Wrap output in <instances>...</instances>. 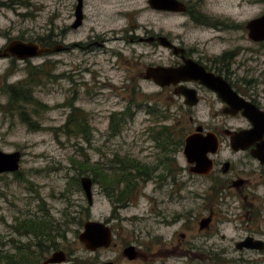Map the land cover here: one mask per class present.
Wrapping results in <instances>:
<instances>
[{
	"label": "rangeland",
	"instance_id": "obj_1",
	"mask_svg": "<svg viewBox=\"0 0 264 264\" xmlns=\"http://www.w3.org/2000/svg\"><path fill=\"white\" fill-rule=\"evenodd\" d=\"M70 1L75 3V0ZM91 1L98 4L103 0ZM118 1L140 11V14L133 11L123 19L115 14ZM112 4L110 19L109 10L103 6L96 9V12L108 16L97 18L106 28L132 25L135 28L133 35L146 36L145 31L153 35L160 25L165 23L169 26L168 19L176 22L175 17L165 21L143 0H112ZM232 8L229 7L230 10ZM68 9L67 0H0V46L15 38L44 45H48L50 40L55 45L63 41L71 45L75 41L88 40L91 22L78 30L65 29L74 18L71 16L73 11ZM260 13H264V0H246L245 19ZM107 20L109 22L104 24ZM122 34L125 38L122 36L110 42L108 48L113 50L126 45L136 49L131 50L133 57L115 58L106 49L90 51L74 46L67 51L43 54L17 64L9 58L0 59V149L22 152L20 169L0 175V249L11 254L9 259L15 253L22 261V257L34 250L33 245L44 238L43 235L38 238L31 232H25L20 222L45 217L49 221L52 219L57 228L62 224L58 232H52L61 234L57 237L56 246L80 259L81 264H98L117 255L115 249L92 252L79 240V234L88 220H109L117 200L106 190L105 185L109 181L105 178L103 183L98 179L93 167L102 168L109 174L107 170L110 168L120 167L116 163L118 160L133 158L152 162L157 157L150 153L154 151V142L149 139L146 129L149 114L136 103L142 96L136 89L137 84L141 83L149 92L153 89L138 75L145 71L144 64L152 58L146 60L147 55L142 58L138 54L153 52L155 48L153 43L129 41L127 36L131 33L123 31ZM246 43L249 44L248 40ZM150 57L159 60L155 55ZM45 71H49L48 77L43 76L38 84L29 85L33 103L8 106V86ZM7 75L9 83L6 84L4 79ZM131 101L136 107L129 104ZM128 106H131L130 110ZM74 108L80 110L74 112L75 116L82 115L84 120L87 115L89 124H86L85 131L76 132L75 126L68 124ZM113 116L116 117L114 128L111 123ZM83 176L93 179L92 204H89L81 184ZM191 190L188 184L176 200L166 192H151L149 188L142 187L127 196L129 207L122 211L129 219L122 223L124 238L127 243L137 244L147 260L140 258L132 263L121 260L120 263L264 264V255L258 253L243 255L232 249L230 254L208 256L200 249L193 250L191 244L202 241V237L195 238L198 232L193 225L197 222L198 226L201 217L207 216L209 204H205V196L208 195L205 191L200 188L197 192ZM159 210H164V216L158 215ZM162 218L167 221L161 222ZM217 223L220 224V233H224L227 239L218 233L210 238V243L234 248L233 239H238L244 232L235 230L234 222Z\"/></svg>",
	"mask_w": 264,
	"mask_h": 264
},
{
	"label": "flooded vegetation",
	"instance_id": "obj_2",
	"mask_svg": "<svg viewBox=\"0 0 264 264\" xmlns=\"http://www.w3.org/2000/svg\"><path fill=\"white\" fill-rule=\"evenodd\" d=\"M143 1H146L148 8L151 7L149 0ZM177 1L179 3L171 9L153 8L165 21L175 17L176 22L172 23L168 19L167 26L163 21L165 25H160L156 34L149 35V31H145V36L133 35L135 28L132 25L106 28L97 20L99 17H108L96 12L102 6L109 10L110 19L112 0H103L98 4H92L91 0H75V3L67 0L68 11H73L71 16L74 18L66 30L81 29L88 22L92 25L88 28V40L75 41L71 45L63 41L57 44L63 46L62 51L76 46L90 51L95 48L106 49L115 58L133 57L131 50L136 49L126 45L113 50L108 48L110 42L123 36V31L131 33L127 36L129 41L153 43L155 48L153 52L138 54L142 58L147 55L146 60L152 58L144 64L145 71L138 75L143 82L150 83L153 89L149 92L141 83L137 84L136 89L142 96L141 101L136 103L142 105L149 114L146 129L149 139L154 142V151L150 153L157 156L156 161L140 162L128 158L118 160L116 163L120 167L110 168L107 170L109 174L102 168L97 167L95 170L96 177L103 183L106 181L101 179L102 175L108 176L106 190L117 199L111 218L99 220L109 227L111 241L108 246H98L91 251L99 253L115 249L118 253L114 258L98 264H121V260L132 263L140 258L147 260L146 254L137 244L127 243L124 238L122 223L129 219L122 211L129 207L127 196L130 193L139 187L149 188L151 192H166L176 200L188 184L192 187L191 192H197L198 188L205 191L208 194L205 204H209L207 216L201 217L198 226L197 222L193 225L198 232L195 238L202 237L199 244H191L193 250L200 249L208 256L230 254L232 249L243 255H264V39H256L248 27L250 21L264 13L245 19L246 0ZM162 5L166 3L162 2ZM79 6L82 18L76 26ZM133 11L140 14V11L118 1L115 14L127 19ZM10 41L0 47H5ZM51 44L56 46L52 40L47 46L53 47ZM151 55L157 56L159 60ZM2 58H9L13 64L20 61L13 56ZM150 67H160L161 73L156 77L150 75ZM165 69H171L172 72H166ZM4 82L9 83L8 75ZM132 102L129 104L136 107ZM115 121L116 117L113 116L112 125ZM190 137L192 142L187 152ZM158 213L164 216V210ZM162 219L161 222L167 221ZM27 220L20 222L22 226L23 223L28 224ZM220 221L234 222V229L244 232L236 240L230 237L234 240V248L210 243V238L218 233L221 238L227 239L224 233H220V224L217 223ZM60 227L55 231L58 232ZM52 235L55 240L61 236L60 233ZM55 243L53 247L46 238L40 239L33 245L34 250L22 257L25 262L15 253L9 259L11 254L0 249V264H81L80 259L74 258ZM58 251L64 252L60 256L61 260L53 257ZM52 258L54 261H50Z\"/></svg>",
	"mask_w": 264,
	"mask_h": 264
},
{
	"label": "water",
	"instance_id": "obj_3",
	"mask_svg": "<svg viewBox=\"0 0 264 264\" xmlns=\"http://www.w3.org/2000/svg\"><path fill=\"white\" fill-rule=\"evenodd\" d=\"M152 8L159 9L161 7H167V9L174 8L179 2L177 0H149ZM165 2L166 5H162ZM177 9V8H176ZM78 20L79 25L82 15L81 6L78 7ZM248 27L253 31L256 39H264V14L249 22ZM258 32V33H257ZM63 49V46L56 45L53 47L41 45L38 42L32 40H23L20 38L12 39L5 47H0V57H16L20 60H26L32 57L40 56L43 54L59 52ZM166 72H172L171 69H165ZM175 72V71H174ZM148 73L156 77L158 73H161L160 67H150ZM170 81V80H169ZM192 137L188 138V144L186 151L188 152L191 146ZM22 160V152L20 150L7 152L0 149V174L5 172H15L20 169ZM83 189L86 193L89 203H93V179L90 176H83L81 178ZM80 241H82L86 247L90 250H95L98 246H108L111 241V232L107 225L100 221L89 220L84 224V231L79 235ZM64 254L63 251H58L53 257H59L61 260ZM54 261V258L50 259Z\"/></svg>",
	"mask_w": 264,
	"mask_h": 264
},
{
	"label": "trees",
	"instance_id": "obj_4",
	"mask_svg": "<svg viewBox=\"0 0 264 264\" xmlns=\"http://www.w3.org/2000/svg\"><path fill=\"white\" fill-rule=\"evenodd\" d=\"M39 74L40 75H37V76L36 74H32L29 79L23 80L16 85L9 86V89L7 90V92L10 95V103L8 102L9 107H11L12 105H16L17 103H22V104L23 103H33L32 90L29 88V85H33L35 82H37L36 84H38L39 81L43 80L42 78L43 76L48 77L50 75L49 71L39 72ZM76 111H80L79 108H74V111L71 115V118L68 121V124L75 126L76 132L85 131L87 128L86 124H89L88 121L86 120L87 115L84 117V120H83L82 115L75 116L74 112ZM119 114H122V113H119ZM29 124H31L30 121H29ZM112 127L114 128V124L112 125ZM93 170H96V168L93 167ZM102 178H104L105 181L106 179H108V177L106 176L103 177V175H102ZM27 223H28L27 225L23 223V226H22L25 232H28V233L33 232L38 238H40V235H43L44 238H46L53 246L56 244L55 237L54 235H52L53 237H51V234L52 232L57 230L56 229L57 225H54L52 219H50L49 221L46 219V217L41 218V219L33 218V219L27 220ZM22 262H25V260H23Z\"/></svg>",
	"mask_w": 264,
	"mask_h": 264
}]
</instances>
